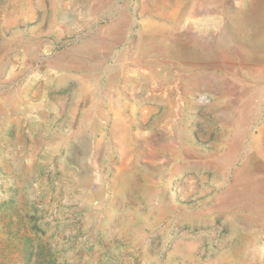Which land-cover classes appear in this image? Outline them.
Wrapping results in <instances>:
<instances>
[{
    "label": "rangeland",
    "instance_id": "obj_1",
    "mask_svg": "<svg viewBox=\"0 0 264 264\" xmlns=\"http://www.w3.org/2000/svg\"><path fill=\"white\" fill-rule=\"evenodd\" d=\"M0 264H264V0H0Z\"/></svg>",
    "mask_w": 264,
    "mask_h": 264
},
{
    "label": "bare ground",
    "instance_id": "obj_2",
    "mask_svg": "<svg viewBox=\"0 0 264 264\" xmlns=\"http://www.w3.org/2000/svg\"><path fill=\"white\" fill-rule=\"evenodd\" d=\"M93 35V34H92ZM139 69V68H138Z\"/></svg>",
    "mask_w": 264,
    "mask_h": 264
}]
</instances>
